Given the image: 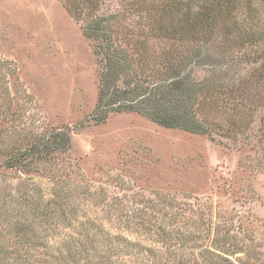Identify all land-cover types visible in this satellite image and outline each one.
I'll return each mask as SVG.
<instances>
[{"label": "rangeland", "instance_id": "1", "mask_svg": "<svg viewBox=\"0 0 264 264\" xmlns=\"http://www.w3.org/2000/svg\"><path fill=\"white\" fill-rule=\"evenodd\" d=\"M146 40L153 57L187 54L191 78L219 70L207 45ZM98 74L94 43L59 0H0V148L51 131L70 138L38 172L0 160V264H264V170L254 140L212 141L128 112L94 124ZM46 203L50 221L39 217Z\"/></svg>", "mask_w": 264, "mask_h": 264}, {"label": "trees", "instance_id": "2", "mask_svg": "<svg viewBox=\"0 0 264 264\" xmlns=\"http://www.w3.org/2000/svg\"><path fill=\"white\" fill-rule=\"evenodd\" d=\"M59 1L94 43L99 68L94 124L110 113L128 112L212 141L220 137L243 147L253 139L264 170V0H126L122 13L106 8L109 0ZM147 37L207 45L219 53L213 61L219 70L191 78L183 71L187 54L170 49L162 50L163 58L153 57ZM69 143L64 130L26 136L0 148L2 167L38 172L67 152ZM36 203L39 210L41 202ZM49 208L42 206L44 221L53 219ZM14 229L30 242L24 223L16 221ZM209 259L232 264L224 257Z\"/></svg>", "mask_w": 264, "mask_h": 264}]
</instances>
